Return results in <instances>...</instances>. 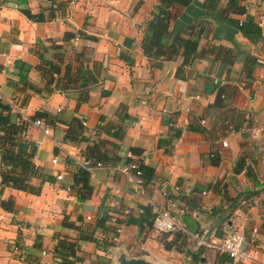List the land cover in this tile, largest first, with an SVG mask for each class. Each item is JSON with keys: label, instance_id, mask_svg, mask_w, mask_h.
Masks as SVG:
<instances>
[{"label": "crops", "instance_id": "1", "mask_svg": "<svg viewBox=\"0 0 264 264\" xmlns=\"http://www.w3.org/2000/svg\"><path fill=\"white\" fill-rule=\"evenodd\" d=\"M204 1L170 9L163 44L175 34L198 37L196 59L182 67L181 78L182 50L169 59L147 57L141 47L160 0H54V11L63 8L41 23L22 9L37 14L50 6L47 0H0L1 101L14 105L15 126L24 117L49 116L40 118L50 135L28 124L19 137L27 149L33 146L39 173L51 178L32 195L1 188L0 177V264H65L54 256L63 239L78 244L75 255L64 258L69 264H114L111 249L120 247L156 263L232 264L214 249L228 233L248 238L249 264H264L262 1L230 0L228 9V0H220V18L206 15ZM249 19L260 28L259 39L239 31L238 23ZM45 62L60 70L50 85L39 71ZM220 90L221 108L213 107ZM73 118L89 142H64ZM108 125L123 129V137L107 135ZM97 140L109 143L111 160L90 174L91 194L81 199L73 187L77 160ZM128 158L154 170L146 194L196 236L183 252L165 251L158 241L150 209L132 193L138 180L123 170ZM8 200L12 211L1 206ZM104 218L105 227L97 228Z\"/></svg>", "mask_w": 264, "mask_h": 264}, {"label": "trees", "instance_id": "2", "mask_svg": "<svg viewBox=\"0 0 264 264\" xmlns=\"http://www.w3.org/2000/svg\"><path fill=\"white\" fill-rule=\"evenodd\" d=\"M192 0H160L159 6L155 15L148 24L147 36L143 39L141 47L143 53L147 57H163L173 59L176 57L179 52L182 50V65L177 69L176 76L183 78L181 75L182 67L191 65L197 55L198 49V37L194 39H185L180 36V34H175L169 45L165 46L163 40L168 35L169 21L172 18L170 12L171 8L175 6L186 7ZM220 0H205L202 3V7L206 15L221 17L222 12L217 11V6ZM50 4L49 7H42L39 13L32 14L28 9H22V13L29 19L38 23L44 22L46 20H52L55 17V11L57 9H62V5H55L57 9L54 11V0H47ZM228 9H230V0H228ZM46 11L49 12L48 16H45ZM238 29L245 37L249 39H259L261 37L260 28L252 23V20H248L244 23H238ZM69 37V36H65ZM39 71L43 77H45L48 82L47 85L54 80L55 75L60 74V70L57 66L51 63H43L39 66ZM249 75V73H248ZM95 83V80H91ZM58 86V85H57ZM56 86V87H57ZM86 87L83 83L82 87ZM51 91V90H50ZM222 91H218L216 94V100L213 107H218L220 101L222 100ZM11 104H8L0 99V177H1V188L9 187L17 191H22L32 195H38L41 191V185L44 182H50L51 178L45 176L42 173H39L38 169L33 164L34 157V148L30 144V148L27 149V146L19 137V133L25 130L27 123L22 122L21 125L15 126L10 122V113H11ZM242 114V113H240ZM44 117L49 118L45 113H38L33 119ZM239 120L237 126L241 125L244 120L242 116H238ZM101 123H103L104 118H100ZM54 123L52 122L51 126ZM103 126V125H102ZM236 127L235 129H237ZM107 135L111 136L114 139L120 140L125 131L120 127L114 128L113 126H106ZM114 129H116L114 131ZM176 136L180 135V131L177 130ZM84 128L81 121L78 118H73L72 123L68 126L67 131L64 135V142L67 143H81L87 142L88 140L83 135ZM89 142V141H88ZM105 144H109L104 140H97L92 142L91 145H88L86 152L84 154V159L90 160L94 165L96 164H105L108 163L111 159L105 151ZM211 158H215V153L211 154ZM136 162L137 161L128 158L125 163ZM211 162H214L211 160ZM138 170L140 171V181L142 186H146L154 179V170L148 166L138 163ZM238 172V170L236 169ZM90 173L78 167L73 178V187L77 189L79 197L81 199L89 198L91 194V187L89 185ZM34 179L40 180V185L33 184ZM13 202L11 200L2 201L1 206L7 210H13ZM107 218L101 219L97 222V228H104ZM65 227H71L70 225L64 224ZM158 241L161 243L165 251L174 250L176 252H183L184 248L187 246V240L189 235L183 232H172L169 234H159ZM89 239L86 236H80V240ZM78 241V240H77ZM113 245V244H109ZM78 249V244L76 242H71L67 239L58 241L55 249L54 256L57 259H61L63 263L69 264L64 261V258L67 256H74L76 250ZM196 261H200V257H195ZM98 264V263H96Z\"/></svg>", "mask_w": 264, "mask_h": 264}, {"label": "built area", "instance_id": "3", "mask_svg": "<svg viewBox=\"0 0 264 264\" xmlns=\"http://www.w3.org/2000/svg\"><path fill=\"white\" fill-rule=\"evenodd\" d=\"M262 1V11L260 15L258 16V26L260 28L264 27V0ZM79 36L76 37L78 39ZM1 99V97H0ZM14 105H11L13 107ZM23 122L30 124L32 127L39 129L42 131V133L46 136L50 135V128L46 126L42 119L36 118V119H29L28 117L23 118ZM222 144L224 146L227 145L226 141H223ZM52 163H57V159L54 158L52 160ZM77 165L87 171L88 173L92 174L94 173L96 168H99L102 166V164H96L94 165L90 160L80 158L77 160ZM124 171L133 172L135 177L138 180V185L135 187L134 190H132V193L136 196H140L141 199L144 201L145 205L150 209L151 215H152V229L154 232L158 234H169L172 232H183L187 233L190 237H196L194 235H190L185 225L179 220L177 215L173 213L168 208H161L159 207L155 200L148 196L141 185L140 181V171L138 170L137 164L134 162L126 165L123 168ZM58 181L63 180V176L60 174L56 177ZM175 192L179 191V188H174ZM167 197V194H165ZM170 206L173 207V203L170 202ZM90 219V218H88ZM255 232V231H254ZM194 239V238H193ZM201 244V242H199ZM250 243L248 238L241 233H228L224 237H222L220 243L216 246H214V249H216L219 253L226 255L232 264H249L253 258L251 254L250 249ZM15 250H18V248H14Z\"/></svg>", "mask_w": 264, "mask_h": 264}, {"label": "water", "instance_id": "4", "mask_svg": "<svg viewBox=\"0 0 264 264\" xmlns=\"http://www.w3.org/2000/svg\"><path fill=\"white\" fill-rule=\"evenodd\" d=\"M114 264H167L165 262H154L145 256L131 257L124 248H112Z\"/></svg>", "mask_w": 264, "mask_h": 264}]
</instances>
